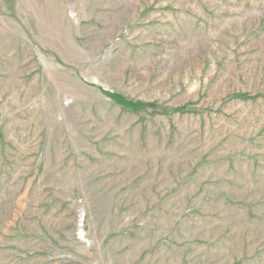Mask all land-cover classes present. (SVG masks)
<instances>
[{
    "label": "rangeland",
    "instance_id": "1",
    "mask_svg": "<svg viewBox=\"0 0 264 264\" xmlns=\"http://www.w3.org/2000/svg\"><path fill=\"white\" fill-rule=\"evenodd\" d=\"M0 264H264V0H0Z\"/></svg>",
    "mask_w": 264,
    "mask_h": 264
},
{
    "label": "trees",
    "instance_id": "2",
    "mask_svg": "<svg viewBox=\"0 0 264 264\" xmlns=\"http://www.w3.org/2000/svg\"><path fill=\"white\" fill-rule=\"evenodd\" d=\"M243 96H241V98H242Z\"/></svg>",
    "mask_w": 264,
    "mask_h": 264
}]
</instances>
